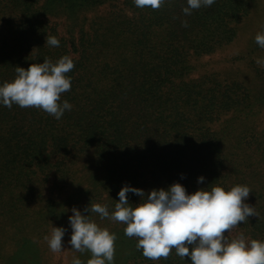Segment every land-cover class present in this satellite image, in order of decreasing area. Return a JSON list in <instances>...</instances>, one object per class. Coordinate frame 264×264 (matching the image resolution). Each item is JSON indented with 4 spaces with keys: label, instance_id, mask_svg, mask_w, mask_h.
Wrapping results in <instances>:
<instances>
[{
    "label": "trees",
    "instance_id": "1",
    "mask_svg": "<svg viewBox=\"0 0 264 264\" xmlns=\"http://www.w3.org/2000/svg\"><path fill=\"white\" fill-rule=\"evenodd\" d=\"M185 7L187 0L158 9L133 0H0V84L15 79L17 66L64 56L75 65L59 101L72 109L61 119L0 105V264L24 252L28 264L48 262L51 229L72 235L74 207L100 203L111 214L125 184L148 192L180 182L188 193L247 186L244 202L259 217L234 229L264 241V67L256 63L264 48L255 42L264 0H216L191 15ZM250 26L237 56L247 71L201 69V59L240 42ZM47 35L59 47L45 45ZM128 198L133 207L141 200ZM90 217L116 236L113 264H191L175 249L147 259L125 224ZM74 257L87 264L92 253Z\"/></svg>",
    "mask_w": 264,
    "mask_h": 264
},
{
    "label": "clouds",
    "instance_id": "2",
    "mask_svg": "<svg viewBox=\"0 0 264 264\" xmlns=\"http://www.w3.org/2000/svg\"><path fill=\"white\" fill-rule=\"evenodd\" d=\"M138 8L158 9L163 0H133ZM216 0H187L183 9L185 15L201 7H211ZM185 26L187 23L185 22ZM255 42L264 48V32L257 33ZM59 47L55 36L46 37V44ZM264 67V60L256 59ZM69 56L61 57L55 63L45 59L43 63H33L27 69L16 67V77L10 82L0 84V105L11 108L13 104L21 108L42 109L57 120L61 119L72 105L61 94L71 90V78L66 74L74 68ZM204 176L198 178L203 183ZM252 190L244 185L229 189L214 185L210 189L200 188L188 193L186 187L175 182L167 188H154L146 192L142 188L125 184L118 193L119 200L110 214L108 207L100 203H90L82 212L72 209L69 223L72 235L71 248L82 252L88 250L92 258L87 264H113L115 255L114 233L101 228L91 219L90 213L101 219L109 218L126 225L127 237L137 238V250H142L145 258L156 261L167 259L172 249L191 264H264V241L248 240L243 233L229 240L225 235L249 217L259 214L254 207L244 201ZM128 193L141 198L139 203L129 202ZM87 213L84 214V213ZM66 229L53 227L46 236L48 247L54 253L61 252ZM72 264H83L74 257Z\"/></svg>",
    "mask_w": 264,
    "mask_h": 264
},
{
    "label": "rangeland",
    "instance_id": "3",
    "mask_svg": "<svg viewBox=\"0 0 264 264\" xmlns=\"http://www.w3.org/2000/svg\"><path fill=\"white\" fill-rule=\"evenodd\" d=\"M253 30V26L245 28L244 31L242 30L240 42L237 40L236 43L221 48L213 54L207 55L203 59H201V61L199 62L201 69H228L239 66V68L237 69L247 71V59L241 60L238 59L237 56L241 54V52H244L245 49H247L245 41L248 35H251ZM230 236L233 239L239 236V232H237L233 228L230 231ZM70 238L71 234L63 238L62 244L64 249L61 252L54 253L49 248V251L46 253V255L49 256V261H42L43 264H72L74 249L71 248V244L69 243ZM28 255V252L20 253L19 259H12L7 264H28L27 260H30V257Z\"/></svg>",
    "mask_w": 264,
    "mask_h": 264
}]
</instances>
